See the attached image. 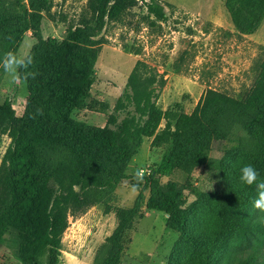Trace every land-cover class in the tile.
I'll list each match as a JSON object with an SVG mask.
<instances>
[{"label":"trees","instance_id":"16d2710c","mask_svg":"<svg viewBox=\"0 0 264 264\" xmlns=\"http://www.w3.org/2000/svg\"><path fill=\"white\" fill-rule=\"evenodd\" d=\"M53 3L28 0V10L20 13L15 4L0 0V56L7 51L18 53L30 32L36 41L30 50L31 70L37 73L25 83L28 97L21 115L11 100L0 104V135L9 131L11 140L0 165V248L11 240L10 248L20 264H58L69 216L100 206L106 214H116L117 226L96 250L92 264H122L130 233L151 211L165 213L167 228L179 234L169 264L177 261V253L186 246H191L190 264H264V222L260 220L264 213L254 211L251 192L255 186L242 187L228 164L229 159L242 157L264 179V59L255 64L257 77L245 95L237 98L209 89L190 114L180 105L163 110L155 103V90L162 89L166 80L155 68L138 61L128 87L140 119H126L120 133L94 128L72 115L85 106L95 83L104 44L98 35L138 6L147 11L143 18L147 27L160 29L169 20L166 8L174 6L161 0H88L76 26L61 39L45 40L42 22ZM225 9L240 35H254L264 22V0H226ZM5 78L0 71V87ZM146 140L153 149L163 151L161 161L144 176L133 206L114 208L117 187L134 180L128 170ZM200 169L207 191L216 200L217 217L208 231L212 236L189 231L197 223L185 196L190 182L185 190L173 181L162 184L175 171L184 172L190 180ZM194 195L204 202L203 192L194 191ZM230 237L249 246L232 250L220 260Z\"/></svg>","mask_w":264,"mask_h":264},{"label":"rangeland","instance_id":"374dc122","mask_svg":"<svg viewBox=\"0 0 264 264\" xmlns=\"http://www.w3.org/2000/svg\"><path fill=\"white\" fill-rule=\"evenodd\" d=\"M7 1L15 4L20 13L28 10V0ZM87 1L54 0L52 10L44 15L43 38H63L67 30L76 26L85 15ZM161 1L174 6V9H166L169 20L160 29L147 27L143 22L147 11L138 6L121 22L109 25L98 35L97 38H103L104 44L96 65L95 83L85 106L74 111V120L118 133L126 119L135 116L139 120L140 116L130 102L128 87L129 76L138 61L146 62L160 76H164L165 86L162 89L157 87L154 99L163 110L180 105L190 114L209 89L240 98L254 86L257 77L254 66L257 61L264 59V22L254 35H240L235 31L225 9L226 0ZM35 43L29 32L18 53L30 52ZM27 97L26 84H12L10 77L6 75L0 87V104L11 100L17 115H21ZM164 126L165 123L161 128ZM8 132L0 135V165L11 142ZM162 156L163 151L153 149L150 140L144 142L136 158L143 161L145 176H149L159 165ZM243 163L246 161L238 156L228 161L237 178ZM135 168L132 161L128 174L134 176ZM203 172V169L195 171L189 180L184 172L175 171L171 177L162 179V184L165 186L173 181L180 189L185 190L187 181L190 182L191 187L185 190V196L187 205L194 208L193 216L197 223L193 222L189 231L212 236L208 231L217 217V206L215 197L205 187ZM125 182L135 183L133 179H129L117 187L112 202L114 208L129 209L138 196H128L123 187ZM68 186L69 183L64 184L65 188ZM194 191L203 192V203L197 201ZM251 194L254 200L256 190ZM148 197L147 192L146 198ZM254 211L257 212L255 208ZM166 222L165 213L148 212L146 218L130 233L131 244L124 254L122 264H169L179 234L168 229ZM116 226V214L113 211L106 214L100 206L93 207L78 217L70 215L58 264H92L96 250ZM9 244L14 243L7 241L0 248V264H20ZM248 246V242L239 244L235 238L230 237L222 249L220 260L230 251L246 249ZM190 248L191 246H186L180 250L177 261L172 263L190 264Z\"/></svg>","mask_w":264,"mask_h":264},{"label":"clouds","instance_id":"9594fccd","mask_svg":"<svg viewBox=\"0 0 264 264\" xmlns=\"http://www.w3.org/2000/svg\"><path fill=\"white\" fill-rule=\"evenodd\" d=\"M28 47H31V45ZM33 64L34 56L29 51H21L19 53L7 51L0 56V71L10 77V83L12 84L26 83L29 79H35L37 73L31 70ZM37 114H41L40 109H37ZM133 163L136 165L134 172L135 183L128 184L125 182L123 185L130 198L135 197L139 193L140 185L143 183L146 174L142 160L134 157ZM239 182L242 187L255 186L256 198L253 200V207L259 213H264V179L260 178V173L254 164L247 162L240 166ZM260 220L264 222V216H261Z\"/></svg>","mask_w":264,"mask_h":264},{"label":"crops","instance_id":"0c3cea01","mask_svg":"<svg viewBox=\"0 0 264 264\" xmlns=\"http://www.w3.org/2000/svg\"><path fill=\"white\" fill-rule=\"evenodd\" d=\"M167 9V8H166ZM167 12V11H166ZM164 24V23H163ZM162 25V24H161Z\"/></svg>","mask_w":264,"mask_h":264}]
</instances>
